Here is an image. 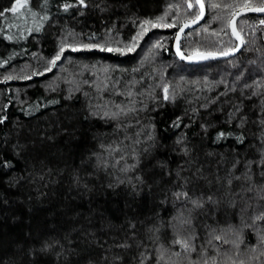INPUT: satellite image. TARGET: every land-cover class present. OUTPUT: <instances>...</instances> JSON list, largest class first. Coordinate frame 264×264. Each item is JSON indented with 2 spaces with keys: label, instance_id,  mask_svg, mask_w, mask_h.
Returning <instances> with one entry per match:
<instances>
[{
  "label": "trees",
  "instance_id": "1",
  "mask_svg": "<svg viewBox=\"0 0 264 264\" xmlns=\"http://www.w3.org/2000/svg\"><path fill=\"white\" fill-rule=\"evenodd\" d=\"M85 3L29 0L36 16L0 15V264H158L163 249L181 251L178 235L194 236L193 261L219 248L221 260L264 264V221L244 227L264 210V17L236 22V56L187 65L172 45L199 16L195 0ZM203 3L181 52L234 50L230 21L245 0ZM230 228L242 229L239 257L208 243L235 240Z\"/></svg>",
  "mask_w": 264,
  "mask_h": 264
},
{
  "label": "snow or ice",
  "instance_id": "2",
  "mask_svg": "<svg viewBox=\"0 0 264 264\" xmlns=\"http://www.w3.org/2000/svg\"><path fill=\"white\" fill-rule=\"evenodd\" d=\"M45 3H47V0H45ZM78 3H79L80 6H83V7L87 6L86 3H85V0H78ZM196 4H198L200 6L201 12H200L198 18H201L203 16V9H204L205 5L203 3V0H196ZM28 6H29V0H14V3L11 5V7L8 8V9H5L3 12H0V15H4L5 12H11L13 15H23L24 13L21 10L22 9H28L32 16H36V13L32 12L28 8ZM72 6L73 5H71V4H65L64 5V10L67 11ZM188 6H189V8L193 7V5L191 3H189ZM209 6L212 7V8H217L220 5L213 3V4H210ZM227 7L232 8L234 6L233 5H228ZM235 7L245 8L249 12L264 13V0H260L259 3H254L253 0H245V3H243L241 5H236ZM233 15H235V14H233ZM42 19H47V17L45 16ZM160 19H163V17H161ZM149 23H152V22L144 21V24H149ZM260 24L264 25V19H262L260 21ZM153 26H155V24H153ZM169 26H171V25H169ZM141 27L143 29V25ZM181 31H183L182 28H181ZM233 34L236 36L237 39H240V34H239V32H237L235 27H233ZM141 35H143V30H142L141 33H138L136 37H134V40L138 41L140 39ZM159 46H160L159 44L156 45V47H159ZM82 47L86 48V49L87 48H92V47H98L100 49V51H105V50H107V51H120V49H113V48H110V47L106 48V47L100 46V45H88V44H85ZM134 47H135V44L133 43L131 45H128L127 49L129 51H131ZM71 48H72L73 51L78 50L76 46H71ZM63 51H64V46L61 47L60 52H58L56 54L55 58L50 62L52 65H55L56 61L61 58V55L63 54ZM177 53L179 55H181V59H184V56H183L182 53H180L179 49H177ZM225 54H227V53H225ZM209 55H211V54H209ZM203 58L207 59L208 57L205 56ZM11 78L12 77H8L7 79H11ZM164 91L166 93L165 99H168V96H167L168 89L165 88ZM129 111H133V109L129 108V109H127V111L125 109H123V108L120 109V112L124 113V114H127V112H129ZM119 114L120 113H113L111 118H115ZM104 115L108 116V113L105 112ZM2 122L3 121H0V123H2ZM251 190L252 189L249 188V191H251ZM260 192H261L260 199L264 200V185L261 186ZM176 195H177L178 198L180 196L187 197V193L186 192H184V193H176ZM208 199H209V201H211V197H208ZM191 203L193 204V207H197V208L198 207H203L202 202L199 201V200H193V201H191ZM257 221H264V210H262L259 214L255 215L252 218V225L245 224L244 227H252V226L255 225V223ZM185 226H188V227L191 226V220L190 219H184V220H181L179 222V227L181 229H183ZM228 231H233L234 232V234L236 236L235 240L229 241V240L225 239L221 235H214V234L210 233L211 239L208 241V243L211 244L212 240H215V241H218V242L219 241H223L225 244L231 243L233 248L237 249V251L235 253V256L239 257L240 253H239L238 249H239L240 243H242V239H241V237H242V229L234 230V229L230 228ZM257 237H258V240H259V244L260 245H264V232H261V231L257 230ZM193 239H194V236H192V235H187V236L178 235L177 238L172 241V243H173V245L179 246L181 251L170 252L169 249H163L161 251V253H160L159 258H158V264H160L161 261H163V264H177V262L175 260H173L172 257L180 258L182 253L184 254V257L189 260V264H248V262L245 261L244 259H235V258H233V256L228 255L227 252H225L223 254L225 258L223 260H221L220 259L221 252H220L219 248L215 249V253L216 254L212 255V256H209L207 254L206 250H204L202 248L201 252L198 253V256L200 258L195 260V261H193L190 258V253H193V252L197 251L195 245L192 243ZM119 246L120 247H128V245H126V244H121ZM252 251L255 252L256 249L253 248ZM260 255L264 256V248L261 249ZM166 257H167V259H166ZM117 259H119V258H117Z\"/></svg>",
  "mask_w": 264,
  "mask_h": 264
},
{
  "label": "water",
  "instance_id": "3",
  "mask_svg": "<svg viewBox=\"0 0 264 264\" xmlns=\"http://www.w3.org/2000/svg\"><path fill=\"white\" fill-rule=\"evenodd\" d=\"M196 2V0H195ZM198 9H199V14L201 12L200 6L198 4H196ZM205 8L203 9V16L201 18L195 19L194 21H191L189 23H186L184 25H182L180 27V29L178 30L175 39L173 41V45H172V51L173 54L175 55V57L182 63L187 64V65H199L205 62H208L210 60H226L229 58H232L234 56H236L242 49V39L240 37V39H237L236 36L233 34V27L236 28V22L245 16L248 15H254L257 17H264V13H258V12H249L247 9H242L239 10L231 19L230 21V30L232 33V36L234 37L235 41H236V47L234 50L228 51L226 52L227 54L223 53V54H194V55H185L181 52L180 48H179V44H180V40L182 38V36L189 30L195 29L196 27H198L204 20L205 18ZM181 28L183 29V31H181ZM177 49H179L180 53L183 54L184 59H181V55H179L177 53ZM207 56V59H204L203 57Z\"/></svg>",
  "mask_w": 264,
  "mask_h": 264
}]
</instances>
